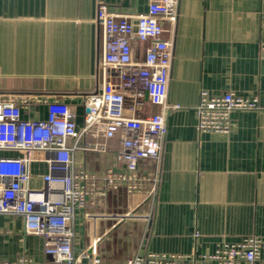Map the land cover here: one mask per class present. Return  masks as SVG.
Here are the masks:
<instances>
[{"label": "crops", "instance_id": "0c3cea01", "mask_svg": "<svg viewBox=\"0 0 264 264\" xmlns=\"http://www.w3.org/2000/svg\"><path fill=\"white\" fill-rule=\"evenodd\" d=\"M99 3L136 28L150 23L149 0H0V99L24 100L22 117L30 119L45 118L47 102L63 101L81 130L84 96L102 82ZM157 24L172 40L168 107L144 95L134 115H164L159 161L142 158L130 169L118 156L119 136L94 129L72 154L86 175L81 183H94L75 211V250L93 248L102 264L145 252H211L252 235L264 242V0H180L176 19ZM150 44L134 35L133 60H142ZM201 90L257 96L259 108L232 111L227 133L199 132L194 108ZM30 167L31 184L40 186L46 165ZM44 242L25 232L21 216L0 214V264L22 257L53 264Z\"/></svg>", "mask_w": 264, "mask_h": 264}, {"label": "built area", "instance_id": "2783aa9c", "mask_svg": "<svg viewBox=\"0 0 264 264\" xmlns=\"http://www.w3.org/2000/svg\"><path fill=\"white\" fill-rule=\"evenodd\" d=\"M179 2L149 0L145 19L150 23L138 28L128 18L112 13L105 4L97 5L102 82L99 90L84 96L81 130L76 127L75 113L63 101L47 102L45 118L30 119L22 117L24 100L0 99V214L21 216L25 232L44 238V253L52 256L53 264H102L93 248L75 250V211L86 205V185H94L81 183L86 175L77 171L72 161L83 133L94 129L105 138L118 135V156L130 169L139 159L159 161L161 157L166 135L164 115L138 117L134 113L144 95L151 104L168 107L172 40L164 37L165 29L157 21L173 22ZM136 34L151 39L140 61L133 60L130 46V39ZM127 94L132 100L129 106ZM258 108L257 96L233 91L215 95L201 90L194 108L196 128L199 132L227 133L232 111ZM34 162L47 168L37 175L40 186L31 184L30 166ZM263 247V240L252 235L234 243H218L211 252H145L127 258L123 264H264ZM18 264L31 261L22 257Z\"/></svg>", "mask_w": 264, "mask_h": 264}, {"label": "water", "instance_id": "95a60500", "mask_svg": "<svg viewBox=\"0 0 264 264\" xmlns=\"http://www.w3.org/2000/svg\"><path fill=\"white\" fill-rule=\"evenodd\" d=\"M48 258H49L50 260H52V256H51V255H48Z\"/></svg>", "mask_w": 264, "mask_h": 264}, {"label": "rangeland", "instance_id": "374dc122", "mask_svg": "<svg viewBox=\"0 0 264 264\" xmlns=\"http://www.w3.org/2000/svg\"><path fill=\"white\" fill-rule=\"evenodd\" d=\"M41 175V174H40ZM39 176V175H38Z\"/></svg>", "mask_w": 264, "mask_h": 264}]
</instances>
